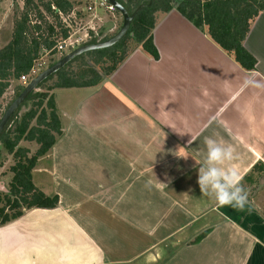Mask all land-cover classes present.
<instances>
[{
  "label": "crops",
  "instance_id": "crops-1",
  "mask_svg": "<svg viewBox=\"0 0 264 264\" xmlns=\"http://www.w3.org/2000/svg\"><path fill=\"white\" fill-rule=\"evenodd\" d=\"M155 18L157 59L135 45L97 86L56 90L58 204L0 226V264H264V91L244 83L264 79V10L249 72L175 8ZM205 137L235 148L242 183L263 180L244 211L200 192Z\"/></svg>",
  "mask_w": 264,
  "mask_h": 264
},
{
  "label": "trees",
  "instance_id": "trees-1",
  "mask_svg": "<svg viewBox=\"0 0 264 264\" xmlns=\"http://www.w3.org/2000/svg\"><path fill=\"white\" fill-rule=\"evenodd\" d=\"M36 1L37 4L33 0L24 1L21 17L14 21L11 40L0 49V98L9 87L12 79L18 80L29 74L41 49L54 53L56 41L53 37L55 36L53 26L47 22H43L45 29H42V23L33 27L29 26L31 8L35 9L40 21L44 20L38 12V8H43L55 22L58 23L59 21L60 31L56 32L58 33L56 35L61 40L66 39L69 35V28L62 24L59 15L61 16L71 10L70 2L68 0ZM117 1L130 14L137 10L140 5H144L132 19L128 34L111 48L88 52L75 58L71 61L72 63L87 58L91 60L94 66L84 64L83 68L73 71L66 69L70 66V62L54 75L56 80L47 91L97 86L105 77L111 75L128 56L129 51L126 50V45L129 41H134L136 45H140L143 52L153 59H157L158 54L151 35L155 25V15L158 12H169L174 8L195 27H206L210 39L224 52L231 55L243 70L248 72L254 70L255 60L244 50L242 41L251 22L264 10V0ZM132 1H135L133 7L130 6ZM33 29L40 35L37 34L36 38L28 40L29 33ZM129 33H132L133 36H130ZM106 39L108 38L105 37L102 41ZM102 71L103 74H101ZM52 78L53 76L49 77L43 83ZM28 104H30L29 109L19 118L16 113L9 127L0 136V142L3 143L7 152L17 158L16 164L11 168L14 175L8 193L3 198L5 205L0 206V226L20 218L26 210L34 208L53 209L58 204V196L50 197L37 190L32 183L31 176L37 159L44 156L53 147L56 143V136L62 135L54 96L48 92H35L28 97L22 107ZM32 122H35L34 125ZM22 140L35 142L39 145L32 157L27 158V150L18 147V143ZM256 168L254 166L253 170ZM3 199L0 197V203ZM7 210L9 213L6 212ZM207 232L208 230L203 231L192 242H199Z\"/></svg>",
  "mask_w": 264,
  "mask_h": 264
},
{
  "label": "rangeland",
  "instance_id": "rangeland-1",
  "mask_svg": "<svg viewBox=\"0 0 264 264\" xmlns=\"http://www.w3.org/2000/svg\"><path fill=\"white\" fill-rule=\"evenodd\" d=\"M24 1L25 0H0V49H2L8 42L11 40V35L13 31V25L14 21L16 19H19L21 17L22 11L24 9ZM34 3H38L36 0H33ZM72 6L71 10L63 15H59L60 21L62 24L69 28V36L72 37L73 41L78 42V46L76 45L75 48L82 46L87 43L92 42H100L105 37L110 38L112 35H114L121 27L122 25V17L121 15L115 11L113 13L105 12L101 9L97 10L96 16L92 14H87L85 12V6L87 4L88 0H68ZM122 2H126L127 0H121ZM135 5V1H132L130 3V6L133 7ZM176 5V3H175ZM38 12L43 16L44 21H40L37 18V13L35 9L31 8V11L29 12V18L30 23L29 26L33 27L34 25H38L42 23L43 27L42 29H45V24L43 22H47L51 24L54 28L55 36H57L56 32L60 31V27H58V23L55 22L50 16L46 14L43 8H38ZM37 34L40 35V33H36L33 30L29 33L28 40H31V38H36ZM46 34V32H45ZM56 46L54 48V53L51 51H47L45 49H41L38 58L34 61L32 69H35L34 72H29V79L26 84L30 82L35 76H37L40 72L57 62L62 56L70 52L71 50L75 48H66L63 52H59L57 50V45L62 41L60 37H55ZM136 43L134 41H129L126 45V50L131 51L133 47H135ZM74 47V46H73ZM84 64L92 65L91 60L85 58L83 61L77 60L75 62H71L69 67H66L68 70L77 71L79 68H83ZM100 71V69H98ZM103 74V71L102 73ZM56 77L53 75V78L49 81H46L41 85V87L37 88L33 93L35 92H48V94H53L57 89H54L53 91H47L49 87L55 82ZM26 84H23V82L18 79H12L10 81L9 87L6 89L2 97L0 98V118L4 111L6 110L7 106L17 97L19 92L24 88ZM21 88V90H18ZM56 97L54 96V102L55 100H58L59 105L64 103L63 97H61V92L56 91ZM30 107V104L27 106H21L19 108V111L17 112V117L19 118L24 112H26ZM14 117L11 119L9 124L12 122ZM35 122H32V125H34ZM9 124L7 127H9ZM60 136H56V140ZM19 148H23L27 150L26 157H32L36 151L39 148V145L35 142H28V141H20L18 143ZM50 152V150L42 157H39L35 163L34 168L31 171L32 176V183L36 187L37 190L44 193H48L46 188L50 185V180H52L51 177H49V158L47 157V154ZM17 158L13 154H10L5 149L2 142H0V197L3 199L5 195L8 193L10 182L13 177V172L11 171V168L16 164ZM263 180H260V182L257 181V183L254 185V188L250 187L248 183H242L244 187L248 190L249 196L253 197L254 191L257 189L258 185L262 183ZM44 190V191H43ZM44 193V194H45ZM52 197L53 195H49ZM5 205V200L0 203V206ZM27 211V210H26ZM6 212L9 213V210ZM25 212V211H24ZM197 237V236H196ZM195 237V238H196ZM194 238V239H195ZM193 239V240H194Z\"/></svg>",
  "mask_w": 264,
  "mask_h": 264
},
{
  "label": "clouds",
  "instance_id": "clouds-1",
  "mask_svg": "<svg viewBox=\"0 0 264 264\" xmlns=\"http://www.w3.org/2000/svg\"><path fill=\"white\" fill-rule=\"evenodd\" d=\"M244 83L246 87L264 91V79L247 78ZM204 144L207 151L197 179L200 192L219 207L244 211L249 204V193L242 184L243 177L231 166L237 158L235 148L212 137H205Z\"/></svg>",
  "mask_w": 264,
  "mask_h": 264
},
{
  "label": "water",
  "instance_id": "water-1",
  "mask_svg": "<svg viewBox=\"0 0 264 264\" xmlns=\"http://www.w3.org/2000/svg\"><path fill=\"white\" fill-rule=\"evenodd\" d=\"M108 1L122 17V25L120 29L114 35H112L110 38L104 41L87 43L71 50L70 52L62 56L57 62H55L54 64H52L51 66L40 72L32 80H30V82L24 86L23 90L7 106L6 110L2 114L0 118V136L5 131L9 122L17 113L19 108H21L24 102L38 88V86L41 83H43L49 77L55 75L57 72L63 69L67 64H69L75 58L82 56L88 52L107 49L116 45L128 34L132 19L134 18L136 13L144 6L143 4L140 5L137 8V10H135L133 13L130 14L117 0H108ZM129 35L133 36L132 33H129ZM202 228L203 227H201V225L191 228L190 230L187 231L188 235L184 237L183 236L180 237L179 241L185 242L190 236H192Z\"/></svg>",
  "mask_w": 264,
  "mask_h": 264
},
{
  "label": "built area",
  "instance_id": "built-area-1",
  "mask_svg": "<svg viewBox=\"0 0 264 264\" xmlns=\"http://www.w3.org/2000/svg\"><path fill=\"white\" fill-rule=\"evenodd\" d=\"M103 10L105 12L113 13L115 12V8L109 3L108 0H88L87 4L85 6V12L87 14H92L94 17L96 14H98L96 11L97 10ZM76 45L78 46V42L75 40H72V37L68 35V37L64 40H62L58 45H57V50L59 52H63L66 48H75ZM74 46V47H73ZM35 69H31V72H34ZM29 73V74H30ZM29 74L22 76L20 80L23 82V84H26L28 79H29Z\"/></svg>",
  "mask_w": 264,
  "mask_h": 264
}]
</instances>
